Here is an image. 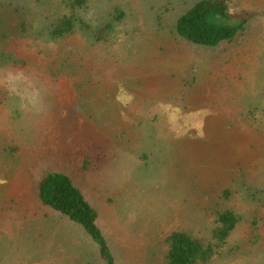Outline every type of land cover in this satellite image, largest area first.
<instances>
[{
	"label": "rangeland",
	"instance_id": "374dc122",
	"mask_svg": "<svg viewBox=\"0 0 264 264\" xmlns=\"http://www.w3.org/2000/svg\"><path fill=\"white\" fill-rule=\"evenodd\" d=\"M199 1L0 0V264H105L39 201L52 172L96 207L116 264H166L170 235L207 244L227 211L210 264H264V0H227L253 18L217 48L175 31ZM92 149L107 165L84 173Z\"/></svg>",
	"mask_w": 264,
	"mask_h": 264
},
{
	"label": "trees",
	"instance_id": "16d2710c",
	"mask_svg": "<svg viewBox=\"0 0 264 264\" xmlns=\"http://www.w3.org/2000/svg\"><path fill=\"white\" fill-rule=\"evenodd\" d=\"M89 0H70L74 11L84 9ZM122 15L118 14V19ZM253 16L249 12H233L227 0H201L183 15L175 31L178 36L190 44L217 48L231 43L244 33ZM75 21L72 17L62 18L54 26V38H62L74 32ZM6 101V95L0 94V106ZM83 163L80 170L84 173L99 172L107 165V159L99 155L95 149L82 153ZM39 201L72 222L80 225L98 245L105 264H116L112 249L99 226L100 214L90 202L86 194L75 185L73 180L63 174H48L39 186ZM217 226L213 230V238L207 244L193 238L186 232H174L166 239L168 252L166 264H210L219 256L229 237L237 228L240 218L234 212H221Z\"/></svg>",
	"mask_w": 264,
	"mask_h": 264
},
{
	"label": "crops",
	"instance_id": "0c3cea01",
	"mask_svg": "<svg viewBox=\"0 0 264 264\" xmlns=\"http://www.w3.org/2000/svg\"><path fill=\"white\" fill-rule=\"evenodd\" d=\"M45 238V237H44ZM56 238V237H55Z\"/></svg>",
	"mask_w": 264,
	"mask_h": 264
}]
</instances>
